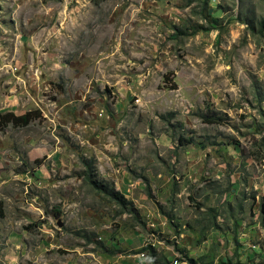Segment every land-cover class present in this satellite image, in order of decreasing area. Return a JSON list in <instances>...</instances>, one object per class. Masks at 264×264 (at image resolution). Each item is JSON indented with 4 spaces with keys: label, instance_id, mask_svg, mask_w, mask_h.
<instances>
[{
    "label": "rangeland",
    "instance_id": "rangeland-1",
    "mask_svg": "<svg viewBox=\"0 0 264 264\" xmlns=\"http://www.w3.org/2000/svg\"><path fill=\"white\" fill-rule=\"evenodd\" d=\"M31 111L0 264H264V0H0V114Z\"/></svg>",
    "mask_w": 264,
    "mask_h": 264
},
{
    "label": "trees",
    "instance_id": "trees-1",
    "mask_svg": "<svg viewBox=\"0 0 264 264\" xmlns=\"http://www.w3.org/2000/svg\"><path fill=\"white\" fill-rule=\"evenodd\" d=\"M38 117H40V113L38 111H34V112L31 111V112H27L22 115H16L15 113H12V112L0 114V132L10 125L12 127H27L28 125H30V123H32ZM89 167L91 168L92 165ZM99 186L109 196H112V197L118 196V194L114 192V189L109 188L107 185L103 186V185L98 184V187Z\"/></svg>",
    "mask_w": 264,
    "mask_h": 264
}]
</instances>
